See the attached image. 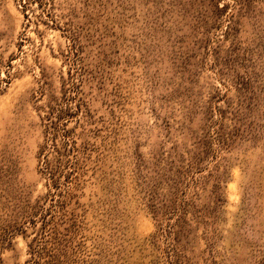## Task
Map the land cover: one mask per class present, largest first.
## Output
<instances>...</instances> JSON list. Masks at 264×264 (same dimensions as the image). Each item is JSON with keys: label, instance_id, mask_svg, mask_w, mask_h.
Instances as JSON below:
<instances>
[{"label": "rangeland", "instance_id": "obj_1", "mask_svg": "<svg viewBox=\"0 0 264 264\" xmlns=\"http://www.w3.org/2000/svg\"><path fill=\"white\" fill-rule=\"evenodd\" d=\"M0 264H264V0H0Z\"/></svg>", "mask_w": 264, "mask_h": 264}]
</instances>
